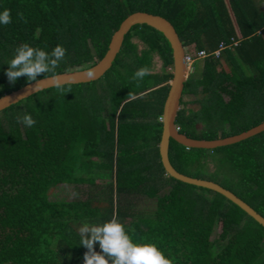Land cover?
Instances as JSON below:
<instances>
[{
  "label": "trees",
  "instance_id": "trees-1",
  "mask_svg": "<svg viewBox=\"0 0 264 264\" xmlns=\"http://www.w3.org/2000/svg\"><path fill=\"white\" fill-rule=\"evenodd\" d=\"M3 8L12 21L0 25V97L30 83L24 76L10 83L5 73L19 45H62L58 72L88 68L106 54L122 21L142 10L171 21L189 53L239 41L219 57L196 59L176 118L180 132L215 139L264 121V10L256 0H0ZM173 65L165 35L137 24L100 79L68 84L64 95L44 89L0 112V264H83L78 229L113 215L173 264H264L262 224L223 194L165 171L160 118ZM140 67L151 74L132 79ZM186 96H195L199 109L187 107ZM25 112L33 126L17 121ZM169 157L180 172L222 184L264 216V131L214 149L172 138ZM94 174L107 181L98 196L50 198L51 186L95 184ZM138 194L155 198L154 210L136 209Z\"/></svg>",
  "mask_w": 264,
  "mask_h": 264
},
{
  "label": "water",
  "instance_id": "water-1",
  "mask_svg": "<svg viewBox=\"0 0 264 264\" xmlns=\"http://www.w3.org/2000/svg\"><path fill=\"white\" fill-rule=\"evenodd\" d=\"M137 24H148L161 31L169 40L173 51V78L170 81L169 92L164 104L162 120L163 132L159 148L161 161L166 173L183 182L208 188L223 194L228 199L239 205L250 216H252L256 221L264 226V216L249 203L239 197L236 193L214 180L194 177L182 173L174 167L170 160L169 149L172 138L188 148L194 147L214 149L217 147L237 143L264 131V121L241 133L215 139H197L180 132L178 126L176 125V118L180 110L183 90L185 82L189 76V71L186 62V50L183 42L172 22L166 17L142 10L129 14L122 21L120 27L114 32L106 54L97 63L88 68L63 72L71 74L73 77L69 84L88 83L103 77L104 74L112 67L117 55L119 54L126 34L134 25ZM90 72L91 74H89ZM50 78L51 75L39 78V80H42L45 84H50ZM61 78L65 79L66 76H62ZM34 84L35 81H32L16 90L11 91L10 93L3 95L2 97H7V101L3 104H0V112L11 105L16 104L19 101L35 94L33 92ZM51 87L54 86H49L45 89Z\"/></svg>",
  "mask_w": 264,
  "mask_h": 264
},
{
  "label": "clouds",
  "instance_id": "clouds-1",
  "mask_svg": "<svg viewBox=\"0 0 264 264\" xmlns=\"http://www.w3.org/2000/svg\"><path fill=\"white\" fill-rule=\"evenodd\" d=\"M11 21L10 10L0 9V25H7ZM65 53L66 49L59 44L49 51L23 43L15 49L13 56L6 63L8 65L5 69L7 79L10 83H15L19 77L24 76L27 81H35L34 93L54 86L57 94L64 95L69 91L67 85L73 79L71 74L57 71L65 58ZM42 73L46 76L51 74L50 84H45L38 79ZM150 74L148 67H140L133 73L132 79L140 81ZM62 76L66 78L62 79ZM6 101L7 97H0V104ZM16 119L28 127L36 122L33 115L28 112L17 116ZM78 235L79 244L87 249L83 254V264H173L172 259L156 243L135 241L130 234V229L126 228L115 215L104 222H84L78 229ZM97 243L99 252L94 249Z\"/></svg>",
  "mask_w": 264,
  "mask_h": 264
},
{
  "label": "rangeland",
  "instance_id": "rangeland-1",
  "mask_svg": "<svg viewBox=\"0 0 264 264\" xmlns=\"http://www.w3.org/2000/svg\"><path fill=\"white\" fill-rule=\"evenodd\" d=\"M258 3L260 6H264V0H258ZM134 41H138V47L141 49L144 47L143 43L140 42L138 39L134 38ZM189 53V52H188ZM154 66L155 71H160L161 69V60L156 55L154 59ZM197 66L198 69H201L202 63L199 60L198 63H196L195 67ZM226 69H229L227 66H225ZM185 99L187 100L188 104L187 107L192 109H199L200 104L197 103L194 99L195 96H186ZM183 106V105H181ZM180 106V108H181ZM198 128H202V123L198 124ZM85 174V173H84ZM88 174L87 176H89ZM96 176V182L95 184L91 183H79V184H60V185H53L50 188V198L54 200H77V199H88L90 196H98L101 192V188L106 185V180L101 178L98 174H94ZM166 190V188H162L160 193H163ZM94 193V194H92ZM134 203L136 206V209L143 210V211H152L156 207V199L150 198L145 194H138L134 197ZM220 232V228L217 227L214 232V236Z\"/></svg>",
  "mask_w": 264,
  "mask_h": 264
},
{
  "label": "built area",
  "instance_id": "built-area-1",
  "mask_svg": "<svg viewBox=\"0 0 264 264\" xmlns=\"http://www.w3.org/2000/svg\"><path fill=\"white\" fill-rule=\"evenodd\" d=\"M238 42H239L238 40L232 39L233 46L237 45ZM232 44L231 43L228 44L227 42L222 41L216 49H214V50H212L210 52H208L206 50H199L196 53H188V52H186V62H187L189 74L194 69V63H195L196 59L203 58V57L210 56V55H214L216 57H219V56H221L222 52L227 47H229V46L231 47ZM160 119L163 120V117H161Z\"/></svg>",
  "mask_w": 264,
  "mask_h": 264
},
{
  "label": "crops",
  "instance_id": "crops-1",
  "mask_svg": "<svg viewBox=\"0 0 264 264\" xmlns=\"http://www.w3.org/2000/svg\"><path fill=\"white\" fill-rule=\"evenodd\" d=\"M256 1H258V0H256ZM259 4H262V3H259ZM262 8H263V10H264V6H262Z\"/></svg>",
  "mask_w": 264,
  "mask_h": 264
}]
</instances>
